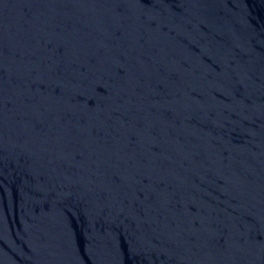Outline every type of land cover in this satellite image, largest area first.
Returning <instances> with one entry per match:
<instances>
[{"label":"water","instance_id":"1","mask_svg":"<svg viewBox=\"0 0 264 264\" xmlns=\"http://www.w3.org/2000/svg\"><path fill=\"white\" fill-rule=\"evenodd\" d=\"M0 264H264V0H0Z\"/></svg>","mask_w":264,"mask_h":264}]
</instances>
